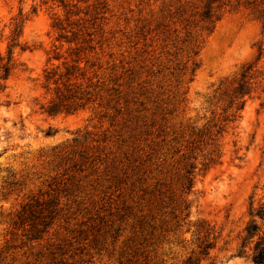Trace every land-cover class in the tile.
<instances>
[{"label":"rangeland","instance_id":"374dc122","mask_svg":"<svg viewBox=\"0 0 264 264\" xmlns=\"http://www.w3.org/2000/svg\"><path fill=\"white\" fill-rule=\"evenodd\" d=\"M262 204L264 0H0V264H254Z\"/></svg>","mask_w":264,"mask_h":264},{"label":"trees","instance_id":"16d2710c","mask_svg":"<svg viewBox=\"0 0 264 264\" xmlns=\"http://www.w3.org/2000/svg\"><path fill=\"white\" fill-rule=\"evenodd\" d=\"M4 71H5V78H8L9 74H10V66H5L4 67ZM244 84L241 86V89L243 88ZM60 109V107L58 105H52L49 108V112L50 113H54V112H58ZM252 215H257L260 218L264 219V204H262L259 209L257 210V212L254 214L252 212ZM246 231V236L244 237V241H243V246H245L250 239L254 238L256 235H259V237L256 240L255 243V250H254V254H253V262L254 264H264V234L260 235V231H261V227L259 226V224L257 222H255V220H253L250 224H248L245 228ZM213 246V244L211 242H205L204 243V247L201 250V253L204 255H208L209 254V249H211ZM201 263V259L200 258H194L193 256H190L185 264H200Z\"/></svg>","mask_w":264,"mask_h":264}]
</instances>
